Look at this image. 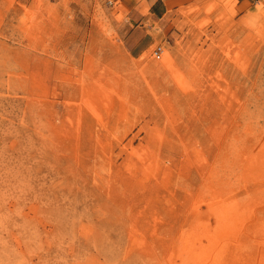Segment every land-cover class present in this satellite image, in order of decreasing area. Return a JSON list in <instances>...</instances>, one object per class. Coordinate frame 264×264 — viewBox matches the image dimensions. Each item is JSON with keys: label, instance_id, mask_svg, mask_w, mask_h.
Returning <instances> with one entry per match:
<instances>
[{"label": "rangeland", "instance_id": "374dc122", "mask_svg": "<svg viewBox=\"0 0 264 264\" xmlns=\"http://www.w3.org/2000/svg\"><path fill=\"white\" fill-rule=\"evenodd\" d=\"M122 18L0 0V264H264V0Z\"/></svg>", "mask_w": 264, "mask_h": 264}, {"label": "crops", "instance_id": "0c3cea01", "mask_svg": "<svg viewBox=\"0 0 264 264\" xmlns=\"http://www.w3.org/2000/svg\"><path fill=\"white\" fill-rule=\"evenodd\" d=\"M181 1L114 0L118 13L123 16L121 21L116 23L115 31L127 50L137 56L150 50L157 40L155 31H158V25H165L171 11Z\"/></svg>", "mask_w": 264, "mask_h": 264}, {"label": "built area", "instance_id": "2783aa9c", "mask_svg": "<svg viewBox=\"0 0 264 264\" xmlns=\"http://www.w3.org/2000/svg\"><path fill=\"white\" fill-rule=\"evenodd\" d=\"M109 2H110L111 4H113V0H109ZM164 52H165V46H164V44H163V43H158V44L154 47V49H153V51H152V55H153L154 58H156V59H162Z\"/></svg>", "mask_w": 264, "mask_h": 264}, {"label": "bare ground", "instance_id": "6f19581e", "mask_svg": "<svg viewBox=\"0 0 264 264\" xmlns=\"http://www.w3.org/2000/svg\"><path fill=\"white\" fill-rule=\"evenodd\" d=\"M221 170V169H220Z\"/></svg>", "mask_w": 264, "mask_h": 264}]
</instances>
